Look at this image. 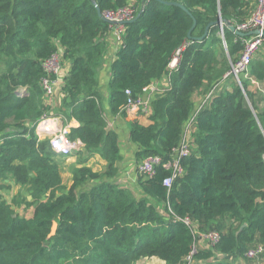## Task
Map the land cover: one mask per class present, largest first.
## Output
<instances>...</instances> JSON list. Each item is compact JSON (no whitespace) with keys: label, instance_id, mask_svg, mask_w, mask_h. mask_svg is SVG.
Segmentation results:
<instances>
[{"label":"trees","instance_id":"obj_1","mask_svg":"<svg viewBox=\"0 0 264 264\" xmlns=\"http://www.w3.org/2000/svg\"><path fill=\"white\" fill-rule=\"evenodd\" d=\"M164 1L187 11L158 0H0V264H132L152 256L185 264L193 242L212 230L219 233L217 242L196 246L192 259L264 264V106L249 90V77L238 84L229 74L245 37L227 26L242 22L256 0ZM130 4L135 15L142 12L125 25L110 65V113L127 116L126 89L136 98L163 74L169 77V87L151 98L149 123L129 122L137 162L160 157L151 177L138 173L139 196L115 183L119 140L107 129L97 79L113 25L96 6L102 13ZM52 54L69 67L57 107L44 102L41 86L48 75L43 62ZM249 76L264 81V54L251 60ZM218 87L208 102H196L198 94ZM196 110L185 135L190 153L166 187L173 149ZM51 113L79 123L68 135L82 144L72 153L78 166L71 169L68 188L59 154L48 137L36 133ZM94 155L105 161L100 171L87 165ZM13 183L31 199H3L1 191ZM22 204L33 206L30 217L15 211ZM53 221L56 230L48 236ZM258 245L262 250L255 257L245 256Z\"/></svg>","mask_w":264,"mask_h":264},{"label":"built area","instance_id":"obj_2","mask_svg":"<svg viewBox=\"0 0 264 264\" xmlns=\"http://www.w3.org/2000/svg\"><path fill=\"white\" fill-rule=\"evenodd\" d=\"M136 8L134 5L130 4L124 7H118L116 9H109L102 11V16L110 21L117 22L113 24V39L114 41L121 43L122 35L125 30V24L122 23L124 21H129L133 19L135 15ZM235 29L242 32H248L250 30L257 29L259 33L251 34L246 36L242 42V49L239 53V57L236 61L231 63V68L229 74L233 76V78L240 84V77H249L251 82L255 85H258L257 81L252 79L249 76V64L253 59L254 55L264 44V36L262 32H264V0H256L255 6L252 12L240 23L235 26ZM222 34V28H221ZM180 49L176 50L175 55L171 59L168 64V69L175 70L178 59H179ZM43 67L48 72V75L54 74L56 75L58 70L60 69L59 58L56 54H52L48 59L43 62ZM57 71V72H55ZM44 76L41 79V86L45 95L52 94L53 85L55 82V78H50L49 76ZM168 75V74H167ZM212 90L210 89L201 99L200 105L208 102L212 95ZM143 91L158 92L161 89L158 88L156 82H152L148 86L143 88ZM127 95L126 103L123 107V110L133 117L139 111L147 112L148 111V98H143L138 96L136 98L132 97L129 89L125 90ZM197 110L194 112L192 117L188 119L184 126V132L182 135V140H180L178 146L173 149L175 153L173 159L168 164L170 169V174L164 178L163 184L166 187H169L172 180L182 172L181 159L190 153L189 143H187V139L185 137L187 132H190L192 127V121L196 114ZM45 118V117H44ZM42 118V121L38 125V132L42 135L48 136L49 143L51 148L59 155L67 156L73 153L78 149L81 145L78 141H72L69 138L70 127L68 124H64L60 128L54 127L55 118L47 117L46 123L49 125L48 128L45 126V119ZM160 162V157L155 156H147L140 160L137 165V171L139 174H143L145 176L151 177L155 172V166ZM191 230L193 234H196L193 224L188 217L180 218ZM200 237L206 241V243L211 246L219 239V233L215 230L208 231L205 233H201ZM196 241L193 242L191 246V250L189 254L185 258V264H188L192 259V255L195 252ZM262 250V246L258 245L255 248L248 249L245 253L246 257L252 258L255 257Z\"/></svg>","mask_w":264,"mask_h":264},{"label":"crops","instance_id":"obj_3","mask_svg":"<svg viewBox=\"0 0 264 264\" xmlns=\"http://www.w3.org/2000/svg\"><path fill=\"white\" fill-rule=\"evenodd\" d=\"M112 35V34H111ZM109 38V46L108 50L106 52V56L104 58V62L102 66L97 71V79H98V88L101 91L102 94V107H103V114L105 116V120L107 122V129L109 130H115L118 135L119 140V154L120 158L116 164L117 166V174L115 177V183H117L121 187H127L129 188L136 196L141 195V190L138 185V171H137V160L135 157V153L137 151V144L133 143L129 139V122H131V119L135 118L137 121H139L143 125H147L148 119L147 115L150 113V101L151 98L158 93H161L163 89L169 87V77L167 74H163L162 77L155 81L158 88L161 89V91L158 92H149V91H143L141 94V97L148 98L149 104H148V111L145 113L143 111H139L137 114H135L133 117L130 115H121V114H111L109 111V98H108V83L111 78V69L110 65L114 59V55L116 50L120 47V44L113 40V37ZM264 54V46L257 51V53L254 55V57L258 55ZM253 57V58H254ZM68 63L63 62L62 70L59 72L60 80L54 82L53 85V92L50 97L47 95L43 97L44 102L47 104H51V106H59L60 100L63 97L62 93L60 92V87L62 85V81L64 76L67 74L68 71ZM57 76V75H56ZM245 78V77H243ZM248 78V77H247ZM251 82V81H250ZM258 85H255L251 82V85L248 87L250 91L254 92L255 95L258 97V104L259 106H264V81H257ZM224 86V82L222 84V87ZM226 89L229 88V85L227 84ZM220 88V87H218ZM214 92V89L212 90V94ZM203 95L198 94V97L196 99V102L199 103L202 99ZM49 118H55L54 127L60 128L64 124H68L70 128L77 127L79 123L74 118H66L65 116L57 113L53 114L51 113ZM79 142V141H78ZM80 143V142H79ZM82 145V144H81ZM62 185L68 188L71 183V169L74 166H78L76 164L77 155L76 154H70L68 156H61L57 155ZM87 165L92 168L93 171H100L103 166L105 165V161L100 158L99 155H94L88 159ZM13 185H15L13 183ZM17 192L13 195H18L19 193L22 195H26V198L30 200V196L28 195V192L25 188H21L18 185H15ZM6 192L2 191L1 196L3 199H5L7 202H11L13 199V195L10 197L6 196ZM15 211H17L19 214L24 215L25 217H30L32 215L33 206L25 207L24 204L22 205H14ZM161 212V210H160ZM196 246L198 248L207 247L209 246L204 239L201 237L196 239ZM217 258V255H216ZM219 258H225L223 255H219ZM231 259V257H227ZM211 260V259H208ZM214 260V257L212 258ZM151 262L152 264H165V262L155 256L152 257H146L143 259L138 260L135 264H148ZM204 260H196L191 259L188 264H202ZM240 264H245L244 261L238 260Z\"/></svg>","mask_w":264,"mask_h":264},{"label":"water","instance_id":"obj_4","mask_svg":"<svg viewBox=\"0 0 264 264\" xmlns=\"http://www.w3.org/2000/svg\"><path fill=\"white\" fill-rule=\"evenodd\" d=\"M158 1L161 2V3H163V4H167V5H176V6L181 7L182 9L186 10V8H185L182 4H180L179 2H176V1H164V0H158ZM92 2L95 3V0H92ZM96 9H97L98 14L100 15V17H101L104 21H107V22L112 23V24H116V23H117V22H115V21H110V20H107L106 18H104V17L102 16V14H101L100 9H99L98 6H96ZM186 11H187V10H186ZM141 12H142V9L139 10V12L133 17L132 20L136 19V18L140 15ZM130 21H131V20H129V21H124V22H122V23H124V24H128ZM218 21H219L220 23L222 22L220 19H218ZM220 25H221V24H220ZM194 26H195V20L193 19V24H192V26H191V28H190V30H189V32H188V35L190 34V31L192 30V28H193ZM227 26H228L231 30H233V31L235 32V34H237V35H239V36H241V37H246V36H249V35H251V34H257V33H259V30H257V29L250 30V31H248V32L238 31V30L235 29V27H234L230 22H227ZM205 33H206V31H205ZM205 33H204V34H205ZM262 34H263V36H264V32H262ZM223 42H224V40H223ZM224 43H225V42H224ZM19 93H20V92H19ZM55 230H56V222L53 221L48 236L53 235V234L55 233Z\"/></svg>","mask_w":264,"mask_h":264},{"label":"rangeland","instance_id":"obj_5","mask_svg":"<svg viewBox=\"0 0 264 264\" xmlns=\"http://www.w3.org/2000/svg\"><path fill=\"white\" fill-rule=\"evenodd\" d=\"M116 9V8H115ZM102 14V13H101ZM112 34V35H111ZM109 37H113V30L111 29V33H110V36ZM62 67H63V65H61L60 64V69L58 70V72L57 71H55V72H57V76L55 75V82L57 83V81H59L60 80V75H59V72L62 70ZM220 90V88H217V89H215L214 90V92L213 93H216L217 91H219ZM23 93V92H22ZM46 95L43 93V97H45ZM209 101V100H208ZM45 119V126H46V128H48L49 127V125L46 123V120H47V117H45L44 118ZM42 121V119L39 121V123ZM39 123L37 124V127H36V133L38 134V136L41 138V137H48V136H45V135H42V134H40L39 132H38V125H39ZM9 183V182H8ZM4 192H6V193H8V194H6V196H8V197H10L11 195H13L14 193H16L17 192V190H16V187H15V185H13V184H11V186H10V188L9 189H6V190H3ZM2 192V191H1ZM20 195H22V194H20L19 193V197H21ZM14 197L15 196H17V195H13ZM141 259H143V258H141ZM140 260V259H139ZM138 261V260H137ZM136 261V262H137ZM136 262H134V263H132V264H135ZM148 264H152L151 262H149Z\"/></svg>","mask_w":264,"mask_h":264},{"label":"clouds","instance_id":"obj_6","mask_svg":"<svg viewBox=\"0 0 264 264\" xmlns=\"http://www.w3.org/2000/svg\"><path fill=\"white\" fill-rule=\"evenodd\" d=\"M132 20V19H131ZM112 24V23H111ZM113 25V24H112ZM126 25V24H125ZM20 93H22V92H20ZM80 142V141H79ZM81 143V142H80ZM139 163V162H138ZM138 165V164H137Z\"/></svg>","mask_w":264,"mask_h":264}]
</instances>
